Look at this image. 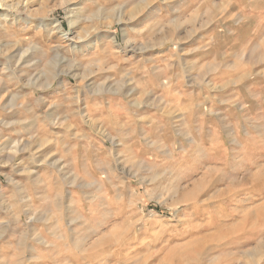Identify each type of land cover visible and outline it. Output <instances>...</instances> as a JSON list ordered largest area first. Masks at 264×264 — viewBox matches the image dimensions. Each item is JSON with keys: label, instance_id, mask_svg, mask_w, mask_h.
I'll list each match as a JSON object with an SVG mask.
<instances>
[{"label": "rangeland", "instance_id": "1", "mask_svg": "<svg viewBox=\"0 0 264 264\" xmlns=\"http://www.w3.org/2000/svg\"><path fill=\"white\" fill-rule=\"evenodd\" d=\"M4 1L0 264H264V0Z\"/></svg>", "mask_w": 264, "mask_h": 264}, {"label": "bare ground", "instance_id": "2", "mask_svg": "<svg viewBox=\"0 0 264 264\" xmlns=\"http://www.w3.org/2000/svg\"><path fill=\"white\" fill-rule=\"evenodd\" d=\"M28 1V0H27ZM7 2V1H6ZM4 0H0V7H7V8H11V9H13V10H16V11H22V10H29V6H28V4H27V2H25L24 4H21V5H18L17 7H15L14 5H10V6H8V4L6 3ZM144 2H145V0H144ZM147 2V1H146ZM67 3H69V1L68 0H64V5L65 4H67ZM19 4V3H18ZM148 4V3H147ZM137 5V4H136ZM142 5V4H141ZM143 6V5H142ZM18 7H20V8H18ZM139 7V6H138ZM12 11V10H11ZM17 13V12H16ZM19 14V13H18ZM17 14V15H18ZM101 14V13H100ZM24 15H26V14H24ZM14 16V15H13ZM15 16H16V14H15ZM34 16V15H33ZM111 16H113V18H115L116 20H115V22L117 21V23L118 24H121L123 21H124V19H125V14H123V10H116L114 13H112V15ZM29 17V16H28ZM135 17H137V16H134L133 18H135ZM141 17V16H140ZM139 17V18H140ZM26 18V17H25ZM30 18H33V19H35L34 17H30ZM132 18V19H133ZM5 19V18H4ZM8 19V18H7ZM10 19V18H9ZM41 19V18H40ZM132 19H129V20H132ZM20 20V19H19ZM8 21V20H7ZM6 21V22H7ZM14 21V20H13ZM18 21V20H17ZM15 22V21H14ZM27 22V21H26ZM72 23H71V26H74V25H76V23L75 22H73V21H71ZM59 23V22H58ZM70 23V22H69ZM79 23V22H78ZM126 23V22H125ZM25 25V24H24ZM55 25V24H54ZM101 26V25H100ZM54 27V26H53ZM25 28V27H24ZM60 28V27H59ZM100 28V27H99ZM48 29V28H47ZM97 29L98 28H92L90 31L89 30H86V31H84L83 32V34H81L80 35V37H79V39L80 40H84V39H86V38H88V37H90L91 36V34L92 33H95V32H97ZM101 30V29H100ZM56 31H57V29H56ZM99 31V30H98ZM50 33H52V32H50ZM50 33H49V35H50ZM66 34H68V33H66ZM80 34V33H79ZM78 34V35H79ZM74 38V37H73ZM76 40V39H75ZM75 40H73V41H75ZM72 41V40H71ZM92 41V40H91ZM178 41V40H177ZM84 42V41H83ZM18 43H20V42H18ZM73 43V42H72ZM17 44V43H16ZM177 44H179V43H177ZM10 45V44H9ZM15 45V44H14ZM31 45L32 44H30L29 46L31 47ZM128 45V44H127ZM146 45V44H145ZM162 45V44H161ZM11 46V45H10ZM23 46V45H22ZM28 46V47H29ZM33 46V45H32ZM151 46V45H150ZM5 47H7V46H5ZM13 47H15V46H13ZM119 47V46H118ZM141 47V46H140ZM151 47H154V46H151ZM3 48H4V46H3ZM21 48V47H20ZM34 48V47H33ZM77 48V47H76ZM75 48V49H76ZM8 49V48H7ZM18 49V48H17ZM36 49H38V47L36 48ZM36 49H34V50H36ZM61 49V48H60ZM73 49V48H72ZM79 49V48H78ZM28 50V49H27ZM142 50H144V52H146L145 51V49H142ZM152 50V49H151ZM5 51V50H4ZM25 51V50H24ZM122 51H125V50H122ZM2 50H0V55H2ZM34 52V51H33ZM9 53V52H8ZM117 53V52H116ZM193 53V52H192ZM24 54H26V53H24ZM24 54L20 57V60H22L25 56H24ZM3 55H5V54H3ZM144 55V54H143ZM24 56V57H23ZM58 56V55H57ZM60 57H61V55H60ZM55 57H53V59H54ZM58 58V57H57ZM7 59V58H6ZM56 60H58V59H54L52 62H51V66H56L57 64H58V62L59 61H56ZM7 61V60H6ZM15 62V61H14ZM1 63V62H0ZM20 63V62H19ZM50 63V62H49ZM74 64V63H73ZM76 64H77V62H76ZM96 64V63H95ZM17 66V65H16ZM20 66V65H19ZM19 66H17V67H19ZM29 66V65H28ZM59 66V65H58ZM73 66V65H72ZM14 67V66H13ZM27 67V66H26ZM61 67V66H60ZM74 67V66H73ZM78 67V66H77ZM8 68H10V67H8ZM16 68V67H15ZM24 69V68H23ZM72 70V69H71ZM74 70V69H73ZM72 70V71H73ZM10 71V70H9ZM64 71V70H63ZM13 73V72H12ZM53 73V72H52ZM52 73H50V75L52 74ZM16 74V73H15ZM54 75V74H53ZM88 75V74H87ZM23 76V75H22ZM38 76V75H37ZM70 76V75H69ZM16 77V76H15ZM14 77V78H15ZM40 77V76H39ZM57 77V76H56ZM19 78V77H18ZM55 78V77H54ZM41 79V78H40ZM82 79V78H81ZM1 80V79H0ZM42 80V79H41ZM40 80V82H42ZM18 81V80H17ZM31 82H33L32 80H30ZM90 81V80H89ZM1 82V81H0ZM47 83H50L49 81H48V79H47V81H46V83L43 85L44 87H49L50 85H51V83H50V85L49 86H45ZM53 83V82H52ZM106 83V82H105ZM104 83V84H105ZM86 84V83H85ZM31 85V84H30ZM106 85V84H105ZM119 85V84H118ZM35 86V85H34ZM33 87V86H32ZM103 87V86H102ZM109 87H111V85L109 86ZM117 87V86H116ZM119 87H121V86H119ZM3 88V87H2ZM119 89H121V88H119ZM104 90V89H103ZM114 91H115V89H113ZM118 90V89H117ZM40 91V90H39ZM112 91V90H111ZM117 92V91H116ZM121 93H122V91H121ZM120 93V94H121ZM100 94V93H99ZM126 94V93H125ZM8 95V94H7ZM118 95V94H117ZM131 95V94H130ZM2 96V95H1ZM123 96V95H122ZM129 96V95H128ZM4 98V97H3ZM3 98L2 99H0V105H1V102L3 101ZM13 98V97H12ZM122 98V97H121ZM120 98V99H121ZM128 101H130V100H128ZM11 102H13V100L11 101ZM121 102V101H120ZM7 103V102H6ZM5 103V104H6ZM9 103H10V101H9ZM143 103V102H142ZM142 103H140L141 105H142ZM158 103H160L161 104V102H158ZM145 104V103H144ZM18 105V104H17ZM21 105V104H20ZM130 105V104H129ZM156 105V104H155ZM51 106V105H50ZM53 106V105H52ZM138 106V105H137ZM11 107V106H10ZM2 109V108H1ZM3 110V109H2ZM11 112V111H10ZM51 114V113H50ZM55 125V124H54ZM92 126H93V124H92ZM174 128V127H173ZM98 131H99V128H98ZM176 132V131H175ZM101 133V132H100ZM182 135V134H181ZM5 140V139H4ZM19 142V141H18ZM25 143V142H24ZM40 143V142H39ZM17 144V143H16ZM19 144H21V143H19ZM23 144V143H22ZM2 146V145H1ZM23 146V145H22ZM27 146V145H26ZM15 147V146H14ZM16 148V147H15ZM14 148V149H15ZM20 148V147H19ZM3 149V148H2ZM18 149V148H17ZM16 152V151H15ZM16 154V153H15ZM47 161V160H46ZM51 162H53V160L51 161ZM57 164V163H56ZM48 165V164H47ZM50 166V165H49ZM53 167V166H52ZM27 171V170H26ZM25 172V171H24ZM27 172H29V171H27ZM31 174V173H30ZM29 174V175H30ZM199 187V186H198ZM256 187V186H255ZM194 188V187H193ZM195 190V189H194ZM198 191V190H197ZM257 191H259V190H257ZM194 192V191H193ZM204 192V191H203ZM245 192V191H244ZM254 192V191H253ZM259 193V192H258ZM186 196V195H185ZM229 200V199H228ZM221 205V204H220ZM254 216H255V214H254ZM30 219V218H29ZM28 219V220H29ZM256 219V218H255ZM32 221H33V219H32ZM257 224H258V220H257ZM254 227V226H253ZM224 233V232H223ZM258 234V233H257ZM225 236V235H224ZM222 237V236H221ZM220 237V238H221ZM244 239V238H243ZM242 240V239H241ZM248 252V251H247ZM251 252V251H250ZM252 253V252H251ZM248 256V255H247ZM251 260V259H250ZM249 264V263H248Z\"/></svg>", "mask_w": 264, "mask_h": 264}]
</instances>
